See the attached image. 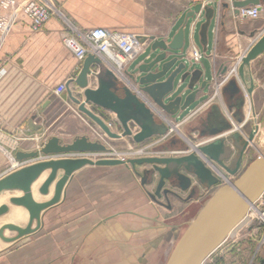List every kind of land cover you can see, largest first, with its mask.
Masks as SVG:
<instances>
[{"label": "crops", "instance_id": "crops-1", "mask_svg": "<svg viewBox=\"0 0 264 264\" xmlns=\"http://www.w3.org/2000/svg\"><path fill=\"white\" fill-rule=\"evenodd\" d=\"M1 1L0 16H11L16 8L12 1L18 3L21 0H5L10 2L8 6L2 5ZM51 1L58 12H54L38 31H33L31 20L19 12L12 18L10 29L0 33V178L34 161L17 160L18 152L36 150L52 136H58L63 143H70L84 135L96 140L93 129L98 125L86 116L87 121L79 117L73 111V102L68 104L55 94L58 85L66 84L79 73L78 61L62 42L63 35L73 30L85 32L104 27L171 40L183 27L185 42L184 48L177 52L179 60L184 61L193 46L203 52L199 63L188 62V69L202 71L198 86L204 80L209 83L187 111L177 116L167 114V124L176 126L180 122L178 128L184 125V129L172 133L161 142L164 146L161 150L156 149L157 155L178 156L191 151L189 143L200 145L218 138L204 131L205 124L216 117L211 115L215 105L234 124L231 132L241 133V129H236L240 124H257V116L264 117V52L245 67L246 82L239 77V59L264 34V0L247 7L261 8L257 18H243L240 13L237 14L232 5L236 0L211 4L202 9L195 28L192 22L197 14L188 18L196 6L190 0ZM208 18L210 23L204 38L201 30ZM144 42L145 50L120 72L124 73L126 80L123 82L128 86H137L128 75L133 73L139 76L138 67L156 55L151 51V41L148 39ZM103 59L109 66V60ZM236 64L238 75L232 79L238 81L240 92L235 94L226 89L228 81L221 87V102L206 104L215 90V80L223 74V69L228 66L229 70ZM90 77L89 87L96 88L97 82ZM251 83H254V88L249 93ZM179 84L177 81V86ZM72 88L74 92H82L75 83ZM178 92L176 94L185 97L190 92L187 83L180 86ZM241 100L245 103L239 109L237 106ZM93 108L106 122L112 123L114 132L123 131L113 112ZM195 110L198 111L187 118ZM238 117L243 118L242 123L237 122ZM156 119L164 122L158 115ZM132 129L136 133L140 128L133 125ZM159 138L154 136L137 143L131 136H125L111 138L110 143L114 149L128 150L146 145L149 141L152 144ZM226 144L232 145V141L228 140ZM151 169L142 164L86 165L78 169L66 184L61 201L43 212L40 230L44 235H58L59 240L98 242L96 256L113 258L111 263L107 261L106 264H162L163 252L170 249L172 241L174 249L184 231V224L193 220L184 221L185 215L203 190L200 184L194 182L192 188H195V192L192 189L183 192L174 188L180 194V200L170 197V203L165 198L155 201L150 195L156 192L160 174ZM49 172L45 171L32 186L33 196L39 202L49 200L54 194L55 183L48 195L39 192ZM63 173L60 170L58 178ZM22 194V191H4L0 194V205L9 206V211L0 216V228L8 223L23 227L28 224L27 208L10 202L11 197ZM16 234L5 229L6 236ZM6 245L9 242L0 238V251ZM173 249L167 255L170 256ZM220 249L208 258L212 259L213 264H218L226 253L225 249Z\"/></svg>", "mask_w": 264, "mask_h": 264}, {"label": "water", "instance_id": "water-1", "mask_svg": "<svg viewBox=\"0 0 264 264\" xmlns=\"http://www.w3.org/2000/svg\"><path fill=\"white\" fill-rule=\"evenodd\" d=\"M258 3V0H236L232 5L239 14L241 9ZM200 11L201 5L198 4L188 18ZM210 18L202 26L201 35L204 38L207 35ZM148 39L151 41V51L156 52V55L138 67L139 76L133 73L128 75L137 84L138 92L124 84L123 76L106 65L103 58L92 54L83 61L77 77L66 83L68 96L77 105L78 110L96 123L110 138L131 136L135 142L143 143L154 136L167 135L171 129L170 125L157 121L155 113L141 96H149L166 114L177 116L187 111L201 97V92L204 93L209 83L204 80L198 86L202 71L199 69L191 71L188 69V62L179 60L177 52L184 48L185 42L183 27L171 40L140 36L141 41ZM263 52L264 34L241 59L239 77L242 82H246L245 67ZM227 70L228 66L222 73H226ZM89 76L97 82L96 88L89 87ZM177 81L180 83L179 86ZM73 83L82 89V92H74ZM185 83L190 92L185 97L183 94H176L179 93L180 86ZM253 88L254 83H251L248 92L250 93ZM226 89L232 90L235 94L241 90L236 79L230 80ZM171 97L173 98L170 99ZM244 103V100H241L237 107L240 109ZM93 107L113 112L123 131L114 132ZM211 115L216 117L213 121H209V124H205L206 133L218 138L200 145L189 143L191 151L178 156L133 158L127 162L118 158L94 160L87 156L73 157V154L108 151L107 146L86 135L76 137L70 143H63L58 136H52L36 150L18 152L17 160L33 159L34 161L1 177L0 194L4 191H22V195L11 197L10 202L27 208L29 221L24 227L13 223L3 225L0 228V238L6 242H14L37 232L42 227L43 212L61 201L65 186L74 172L86 165L151 164L153 167L150 171L158 172L160 179L156 192L150 196L155 201L165 198L167 203H170V197L181 198L174 188L184 192L192 189V192H195V188H192L194 177L199 184L206 182L209 185L217 184L219 179L207 167V163L220 175L223 174L218 166L212 164V161L227 172L238 175L243 165L244 152L253 141V136L242 141L239 132H231L234 124L226 119L218 105L212 108ZM236 120L239 123L243 122L242 117ZM133 125L140 128L136 133L133 132ZM246 125L244 124L242 128L246 129ZM242 128L239 126L236 129ZM228 140L232 141V145L226 144ZM235 149L240 151L237 158L233 157ZM229 160L230 165L226 164ZM46 170L50 172L39 187V192L48 195L53 183H55V191L49 200L39 202L33 196L32 186ZM60 170L64 173L58 178ZM168 181L170 186H167ZM263 193L264 152L253 160L232 184L221 186L214 192L210 202L190 222V228L181 237L182 239L178 240L166 264H205L208 258L225 243L228 233L246 218L251 206ZM8 211L7 204L0 205V216ZM5 229L17 234L6 236Z\"/></svg>", "mask_w": 264, "mask_h": 264}, {"label": "built area", "instance_id": "built-area-1", "mask_svg": "<svg viewBox=\"0 0 264 264\" xmlns=\"http://www.w3.org/2000/svg\"><path fill=\"white\" fill-rule=\"evenodd\" d=\"M233 1L234 0H190V3L193 5H201V11L197 13L196 18L192 22V27L195 28L196 23L200 18L202 9H204L205 7L214 3ZM1 4L4 6H8L10 2L2 0ZM12 4H16V8L13 14L11 16H0V33H5L10 29L12 18L14 16L16 17L19 12H23L31 20L33 31H38L51 18L54 12H58V9L51 0H21L18 3L12 1ZM260 13L261 8L258 6L252 8H243L240 11V15L243 18H257ZM62 42L64 46L72 53L74 58L78 61L79 65L77 69L79 70V72L81 70L83 61L87 58L88 55L92 54L101 58H107L110 62L109 67L112 68L117 74L123 76V81H125L126 78L124 77V73L122 74L120 72L124 70V67L128 63L134 61L145 50V42L140 40V35L138 33L113 31L104 27H95L85 32L73 30L72 33L63 35ZM203 55V52L197 46H193L190 52L185 55L184 61L191 63H199L202 60ZM241 59L242 58L239 59V63H241ZM237 75V64L236 66L229 69L226 73L220 75L215 80V90L213 91L212 95L208 98L206 104L220 101L222 97L221 87L228 81H230L233 76ZM130 85L131 86L129 87L133 91L138 92L137 86H132V84ZM66 90V84L62 83L56 87L55 94L61 99H64L69 104L72 101L69 96L66 97ZM141 98L147 103L149 107H151L152 111L155 113V116H160L162 119H164V122L168 121L167 114L158 105H156L149 96L142 95ZM73 111L79 117L87 121V116L78 110L77 105L73 106ZM197 111L198 110H195L190 113L187 118L193 116ZM107 124L112 129V123L107 122ZM179 124L180 122H178L176 126H170L171 129L169 133L167 135L160 136V138L152 144H147L140 147H130L128 150L114 149L110 143L111 138L98 126L93 129L96 137L95 141H98L107 146L108 151L87 154H73V157L87 156L94 160H97L99 158H118L121 160H125L126 162L132 157L141 158L142 155L151 153L150 151L147 152V149H152L153 146L160 144L166 138L172 135V133L179 132ZM243 125L244 124H240L239 126L242 128ZM245 134L246 133H244V136H246ZM231 176H234V174ZM225 179L228 185L234 182L231 177ZM252 206L258 209V213L256 214V218H251L249 223L255 222L256 219L261 224V226L264 227V193L258 200L254 202ZM263 245L264 232L259 238V247Z\"/></svg>", "mask_w": 264, "mask_h": 264}, {"label": "rangeland", "instance_id": "rangeland-1", "mask_svg": "<svg viewBox=\"0 0 264 264\" xmlns=\"http://www.w3.org/2000/svg\"><path fill=\"white\" fill-rule=\"evenodd\" d=\"M256 120L257 124L246 125V130L248 131H250L252 127L254 128V126V129L259 128V130L254 141H251L248 146V155L244 158L241 172L262 152H264V117L257 116ZM182 129H184V125L178 128L179 132H182ZM244 133L246 132L243 128L240 133L242 141L247 140ZM149 143L150 141L147 142L146 145ZM162 146H164V144H157L153 146L152 149H147V152L150 151L151 153L142 155L141 158L161 156L156 154V149L161 150ZM212 164L218 166L223 175H220L207 163V167L211 169L212 173L219 179V181L214 185H209L208 182L200 184L203 193L195 198L193 205L189 206L184 221L194 219L205 200L219 187L228 185L225 178L231 177V179L235 181L241 173L231 176L233 174L227 172L216 162L212 161ZM226 164H229V162L226 161ZM142 165L147 168L153 167L151 164ZM194 182L199 184L195 177ZM188 198L191 199V197ZM172 199L180 200L177 197H172ZM254 218H256V215H254ZM186 227L187 224H184V229ZM263 232L264 227L255 219V222L242 226L237 234L232 233L229 241H227L220 249H225L226 253L220 258L218 264H264V245L259 247V238ZM57 236L58 235H47V233L44 235L42 229H39L32 235L25 236L14 242H9V245H6L0 251V255L2 253L5 254L0 256V264H106L107 261H110L109 263H111L113 260V258L96 256L98 242L88 240L65 241L57 239ZM171 243L172 247L170 245V249L167 251L168 254L173 249V241ZM167 252H163L162 264H165L169 257ZM206 264H213L212 259H209Z\"/></svg>", "mask_w": 264, "mask_h": 264}, {"label": "bare ground", "instance_id": "bare-ground-1", "mask_svg": "<svg viewBox=\"0 0 264 264\" xmlns=\"http://www.w3.org/2000/svg\"><path fill=\"white\" fill-rule=\"evenodd\" d=\"M251 130H252V133H251ZM251 130L250 131H248V130H246L245 132H246V136L245 137H250V135H254L255 134V129L252 127L251 128ZM253 140H254V137H253ZM47 171V170H46ZM43 175V174H42ZM41 175V176H42ZM41 176L37 179V180H39L40 178H41ZM36 180V181H37ZM35 181V182H36ZM34 182V183H35ZM34 185V184H33ZM213 195H214V193H212L206 200H205V202L203 203V205H202V207H201V209L198 211V213H197V215L203 210V208L210 202V200L212 199V197H213ZM258 213V209L256 208V207H254V206H252L250 209H249V211H248V213H247V216H246V218L241 222V223H239L233 230H231L229 233H228V235L226 236V239H225V243L230 239V236H231V234L232 233H238L239 232V230L242 228V226H244V225H246V224H248L249 222H250V220H251V218H253L254 217V215H256ZM196 215V216H197ZM195 216V217H196ZM190 228V223L189 224H187V227L184 229V231H183V233H182V235H181V237H183L185 234H186V232L188 231V229ZM180 237V238H181ZM182 239V238H181ZM180 239V240H181ZM224 243V244H225ZM223 244V245H224ZM222 245V246H223ZM221 246V247H222ZM220 248V247H219ZM216 252V251H215Z\"/></svg>", "mask_w": 264, "mask_h": 264}, {"label": "flooded vegetation", "instance_id": "flooded-vegetation-1", "mask_svg": "<svg viewBox=\"0 0 264 264\" xmlns=\"http://www.w3.org/2000/svg\"><path fill=\"white\" fill-rule=\"evenodd\" d=\"M254 128H255V126H254ZM244 130L246 131V129H244ZM258 130H259V128H257V130L255 129V134H254V135H250V137L253 136L254 139H255ZM204 131L207 132V129H205ZM250 137H248V138L246 137V139L248 140ZM253 141H254V140H253ZM247 151H248V148H247V150L244 152V157H243V158H245V156L248 155V154H247ZM239 154H240V151H239L238 149H235L234 152H233V157H234V158H237V157L239 156ZM230 162H231V161H230ZM230 164H231V163H229V165H230ZM233 167H234V166L232 165V168H233Z\"/></svg>", "mask_w": 264, "mask_h": 264}]
</instances>
